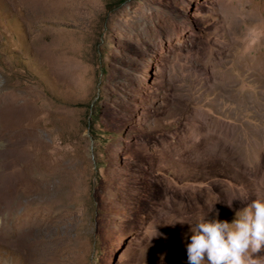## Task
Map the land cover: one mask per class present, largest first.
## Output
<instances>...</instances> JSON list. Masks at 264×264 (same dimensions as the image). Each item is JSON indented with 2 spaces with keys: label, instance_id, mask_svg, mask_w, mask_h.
Here are the masks:
<instances>
[{
  "label": "rangeland",
  "instance_id": "obj_1",
  "mask_svg": "<svg viewBox=\"0 0 264 264\" xmlns=\"http://www.w3.org/2000/svg\"><path fill=\"white\" fill-rule=\"evenodd\" d=\"M257 197L264 0H0V264H188Z\"/></svg>",
  "mask_w": 264,
  "mask_h": 264
},
{
  "label": "clouds",
  "instance_id": "obj_2",
  "mask_svg": "<svg viewBox=\"0 0 264 264\" xmlns=\"http://www.w3.org/2000/svg\"><path fill=\"white\" fill-rule=\"evenodd\" d=\"M188 224V264H264V198L251 200L231 222L201 216Z\"/></svg>",
  "mask_w": 264,
  "mask_h": 264
}]
</instances>
